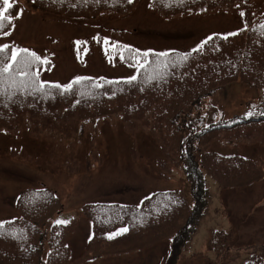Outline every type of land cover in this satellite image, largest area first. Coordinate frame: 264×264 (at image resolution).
<instances>
[{
	"label": "rangeland",
	"instance_id": "374dc122",
	"mask_svg": "<svg viewBox=\"0 0 264 264\" xmlns=\"http://www.w3.org/2000/svg\"><path fill=\"white\" fill-rule=\"evenodd\" d=\"M10 2L17 4L18 15L12 28L3 31L0 37V45L6 44L10 48L9 59L14 50L27 49L29 53H35L40 60L31 66L35 75L31 83L48 87L60 85L63 91L66 84L83 72L88 75L86 83L90 89L87 97L92 105L98 80L105 96L109 97L115 91L112 80L133 72L125 63L134 68V75H138L137 70L147 58L145 54L169 49L182 52L188 49V52L211 31L230 29L239 24L234 9L228 13L212 11L214 1L131 0L123 12L105 11L92 18H80L82 20L37 7L28 0ZM244 6L251 23L259 20L258 17L264 19V0H255L250 6ZM183 7H187L184 12ZM215 99L223 108H238L232 104L234 101L264 100V88L232 82ZM70 104L69 97H66L47 107L56 108L57 115H71L76 109L69 107ZM15 105L25 109L20 101ZM26 107L29 113L26 118L34 123H25L16 135L12 130L4 133L0 129V220L11 214L7 207L9 198L26 185H45L57 192L64 209L54 217L55 222L78 219L80 205L85 200L108 197L120 202H135L152 193L153 189L167 187L163 181L171 187L183 186L181 169L171 168L167 174L160 169L155 156L157 147L151 141L150 133L121 116L103 115L97 122L88 121L86 117L79 123L84 126V131H81L83 128H72L69 137L62 138L56 133H46L48 124H35L33 104ZM95 108L102 109V112L112 110L108 105ZM84 114L88 116L91 112L84 110ZM25 115V111H21L16 116L20 119ZM261 151H264L262 139H255L242 147V154L246 156ZM206 192L209 205L202 223L205 220L209 223V219L218 223L226 221L227 229H232L234 237H230L223 248V243L217 242L215 251L209 252L207 246L212 229L201 232L199 238V227L196 239L192 237L183 249L179 264L223 261L240 264L247 253L264 247V243H260L264 242V177L251 186L235 190L220 188L209 179ZM84 230L87 233V226ZM82 233V229L78 230L77 238ZM162 243L144 244L148 248L136 257H129L132 253L121 254L123 257L117 260L107 257L98 261V258L94 264H156L163 253ZM200 246L204 248L197 252ZM137 247L117 245L103 249L102 254L127 252ZM192 250L194 253L188 255Z\"/></svg>",
	"mask_w": 264,
	"mask_h": 264
},
{
	"label": "trees",
	"instance_id": "16d2710c",
	"mask_svg": "<svg viewBox=\"0 0 264 264\" xmlns=\"http://www.w3.org/2000/svg\"><path fill=\"white\" fill-rule=\"evenodd\" d=\"M35 1L44 8L90 15L94 13L85 12H94L99 5H109L117 10L128 0ZM189 1L183 0V3ZM237 1L248 6L255 2ZM186 9L183 7V12ZM261 20L255 21L253 26L235 36L244 40L241 45L223 38L205 41L192 53H150L142 68L137 70L138 75H134V68L125 63L133 72L112 80L115 87L112 96H105L102 85L95 88L94 103L98 107L108 105L112 109L106 112L98 110L99 116H122L124 120L149 132L160 145L158 164L162 171L168 173L176 167L183 170L189 181L190 196L188 198L182 194V216L180 210L176 214L174 212L180 206H176L178 195L171 191L153 192L133 206L90 203L82 207V214L91 223L93 233L83 254L73 260L63 257V239L51 232L49 256L37 253L32 263L33 244L31 242L29 245V241L33 236L20 229H5L0 234V264H79L91 256L101 255L103 249L126 245L122 237L124 234L117 231L118 225L113 223L123 216L135 217L127 222V228L142 227L156 241L159 238L168 239L170 254L164 264H176L181 246L194 230L193 226L202 210V174L209 173L226 186L249 184L264 176V151L254 156H243L238 152L224 155L213 148L215 142L224 144L225 149H239V146L250 144L255 139L264 140L263 107H255L248 118L236 116L226 122L209 125L205 122L206 98L226 82L238 78L264 87V19ZM237 50L241 52L238 54ZM8 62V54H0V68ZM21 80L24 78L17 76L14 83L9 74H0V115H11L14 104L20 99L44 96L53 89L31 83V79L21 85ZM77 87H84V84L78 82L71 93H77L85 99L82 89ZM87 88L90 89L86 84L84 89ZM68 95L65 94L64 99ZM81 96L74 103L82 104ZM32 108L36 113L41 111L38 107ZM63 119L70 122L60 131L65 138L69 137L70 129L82 126L79 124L80 119L73 115H63ZM46 192L37 191L47 199V204L53 206L54 193ZM153 222L160 223L154 230L151 228ZM110 235L112 239H109ZM224 236L227 237V234ZM246 264H264V249L253 255Z\"/></svg>",
	"mask_w": 264,
	"mask_h": 264
},
{
	"label": "snow or ice",
	"instance_id": "6c2138e0",
	"mask_svg": "<svg viewBox=\"0 0 264 264\" xmlns=\"http://www.w3.org/2000/svg\"><path fill=\"white\" fill-rule=\"evenodd\" d=\"M13 7V4L10 2V0H2V6H0V29L3 28L4 22L7 21L9 23L12 22L13 17L11 15H6L8 10ZM243 15V13H241ZM264 27V26H262ZM5 35H10L9 32H5ZM238 33H232L230 35H236ZM226 38V37H225ZM211 39V37H209ZM8 45H0V52H4L6 49H8ZM23 54V55H21ZM40 60L39 56H36L35 53H29L27 49H19L14 50L11 52V58L10 62L5 63L2 68H0V74L7 73L10 77L13 78V82L15 83V77H23L24 80L20 81V84L23 85L26 80L31 79V74L29 73L30 66L35 62ZM14 65L15 70H14ZM80 78H77V82ZM131 79H135V77H131ZM57 87H60V85H56ZM71 84L64 86L65 90L71 88ZM57 223H66V221L58 220ZM128 229L124 228L120 230V233L126 232ZM113 236L110 235L109 239H112Z\"/></svg>",
	"mask_w": 264,
	"mask_h": 264
}]
</instances>
